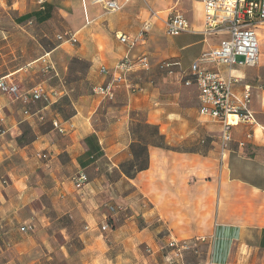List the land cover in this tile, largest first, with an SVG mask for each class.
<instances>
[{
    "label": "crops",
    "instance_id": "0c3cea01",
    "mask_svg": "<svg viewBox=\"0 0 264 264\" xmlns=\"http://www.w3.org/2000/svg\"><path fill=\"white\" fill-rule=\"evenodd\" d=\"M23 1L15 27L0 30L5 58L0 57V78L12 79L22 92L40 85L56 95L49 104H22L0 94V128L6 131L0 138V264H154L158 259L168 264L162 250L170 240L208 247L199 264H264V79L247 82L243 73L250 67L200 65L239 78L237 93L249 89L256 123L232 128L230 144L243 141L247 132L252 138L243 149L229 144L221 166L210 154L169 146L190 140L187 87L196 91L200 116L198 89L183 85L185 74L224 38L203 34L201 3L193 4L198 15L192 24L181 0H153L165 2L160 10L143 0L146 8L139 11L133 8L138 0H132L116 12L93 0ZM172 13L182 14L189 25L185 33L198 38L184 45L197 46L189 56L165 33L164 20ZM148 22L144 40L137 39ZM63 28L75 35L76 45L56 39ZM120 36L137 40L130 48ZM256 37L264 77V33ZM14 50L23 53L19 67L11 65ZM141 55L149 69L125 75L113 100L93 93L109 81L119 61ZM165 61L180 68L160 72L157 66ZM102 68L108 74L101 75ZM79 81L91 92H82ZM56 122L64 133L53 129ZM137 123L155 128L166 143L147 146L146 168L126 171L124 164L136 158L131 126ZM80 173L87 178L82 185L73 181ZM105 222L106 232L100 228ZM27 226L32 230H19Z\"/></svg>",
    "mask_w": 264,
    "mask_h": 264
},
{
    "label": "built area",
    "instance_id": "2783aa9c",
    "mask_svg": "<svg viewBox=\"0 0 264 264\" xmlns=\"http://www.w3.org/2000/svg\"><path fill=\"white\" fill-rule=\"evenodd\" d=\"M203 6V34L205 36L219 35L224 38L220 40L218 45L212 48L208 53L202 54L196 62L189 67V72L185 75L189 77L183 78V85H196L198 89L197 100L199 103L198 113L200 116L209 117L220 125L219 136V159L224 160L229 152V144L232 140L231 129L239 125L252 126L255 125V116L250 109L251 94L248 88L240 93L235 91V87L240 84V79L228 75L223 77L216 71H206L200 68L202 64H216L223 66L229 70L236 67H254L258 63V40L254 33V29L264 24V0H199ZM132 2V0H122L121 3L113 0H93V4L101 6L107 11H120L123 5ZM43 0H39L42 4ZM156 17V14H154ZM165 22V33L169 37H177L181 33H185L189 29L188 22L182 14L172 13L167 16ZM151 28V23H145L143 28L137 35V39L144 40V36ZM56 39L61 43H77L75 35L71 32H64L57 35ZM122 44L128 45L130 48L136 42L127 39L125 36L119 37ZM241 57L242 61L237 62L236 58ZM44 64L43 70L48 71L51 67L47 63L44 56L42 59ZM157 68L167 74L173 73V68H180L178 62L165 61L157 66ZM134 69H149V61L147 56L141 55L130 61L127 57L118 62L115 72L108 82L101 86H95L93 93L100 96L104 100H113L115 90L119 85L125 82V75ZM100 74H108L102 68ZM135 91V88L133 92ZM0 94L9 97L12 100H18L22 104L42 102L49 104L51 96L56 93H49L40 85L32 90L22 92L19 86L10 78H0ZM27 112H25L26 114ZM2 122V120H0ZM53 129L58 133H64V129L53 123ZM6 134V131L0 128V138ZM252 138L251 133L247 132L243 141L237 143L240 149L245 148L246 142ZM37 157L45 158L44 154H38ZM79 185L85 184L87 181L83 173L78 174L73 179ZM107 212L111 215L115 213L113 206L107 207ZM101 230H108V223L105 222ZM22 233L32 230L31 226L21 227ZM203 239L199 240L202 241ZM196 241V240H195ZM198 242V241H196ZM169 249L168 264H184L183 255L191 249V242H176L170 240L167 245Z\"/></svg>",
    "mask_w": 264,
    "mask_h": 264
},
{
    "label": "rangeland",
    "instance_id": "374dc122",
    "mask_svg": "<svg viewBox=\"0 0 264 264\" xmlns=\"http://www.w3.org/2000/svg\"><path fill=\"white\" fill-rule=\"evenodd\" d=\"M23 0H0V30H3L6 26H12L14 22V18L18 13H20L23 10ZM149 1V6L152 7L153 10H160L163 8V5L165 2H154L153 0H148ZM199 3L200 1L197 0ZM195 0H181L180 5L182 6V9L184 10L185 16L190 21L192 24L196 22V18L198 15V11L196 10L195 5H193ZM22 3L21 9L19 10V4ZM133 8L135 11H139L141 8H146V4L144 3L143 0H138L134 5ZM7 14L10 15V20H7ZM15 14V15H14ZM264 25H259L258 28H255L254 32L256 35L263 34L264 30ZM68 30H65V28L60 30V34H63L64 32H67ZM198 38L194 37L192 34L188 33H181L180 36L175 37L174 40L177 44V48H179L180 53L184 54L185 56H189L191 52H196L197 46L193 45L190 48H184V45L187 44H193L196 43V40ZM60 42V41H59ZM72 45H76L77 43ZM1 45V44H0ZM181 48V49H180ZM21 53L18 50L13 51V62L11 65L13 66H21L22 65V59H21ZM0 57L4 58V50H0ZM5 59V58H4ZM237 62L242 61L241 57L236 58ZM2 62H4L2 59L0 60V65H2ZM190 60L186 58L185 60V67L189 65ZM160 72H163L160 70ZM243 76L245 77V80L247 82L253 83L257 85L258 82H263V68L259 66V62L252 68L245 69ZM81 85V91L83 90H88L91 92V89H85L84 83L82 84V81H79ZM196 97V91L193 87H187V94L183 98L184 103L186 107L188 108V111L186 114L189 116V132H190V140H184L183 142L180 143H174L171 142L169 145L172 148H177L179 150L183 149H189L192 152L200 153V154H210L213 157V161L217 159L220 161L219 157L217 156V152H219V135L220 132L218 131V125L216 121H211L205 118H202L200 116H197L196 110H197V101L195 100ZM156 129L151 127H147L143 125L142 123H137L133 126H131V133L134 134V140L136 137V143L133 145L132 152L135 154L137 153L136 151L139 150L143 151L147 148L148 145H158V146H164L166 143L165 140L160 139L156 133ZM233 135V133H232ZM234 142L230 144L232 146V149L237 148L238 146ZM147 150V149H146ZM236 150V149H235ZM239 150V149H238ZM133 154V155H134ZM146 153L143 151V154L140 156L136 157L133 162H126L124 164V170L126 171H133L134 168L133 166H137L139 168L144 159H145ZM220 166L222 165L221 162H219ZM191 242V249L187 250L185 252V257L187 260L192 263V264H199L202 263L204 260H206V253L208 250V247L202 248L200 250L199 243L194 241V240H187ZM207 246V244H206ZM200 251V252H199ZM167 253H169L168 247H165L162 250V255L166 256ZM197 257V258H196ZM198 259V260H197ZM59 264H64L62 261H60ZM154 264H166L164 259H158L155 261Z\"/></svg>",
    "mask_w": 264,
    "mask_h": 264
},
{
    "label": "trees",
    "instance_id": "16d2710c",
    "mask_svg": "<svg viewBox=\"0 0 264 264\" xmlns=\"http://www.w3.org/2000/svg\"><path fill=\"white\" fill-rule=\"evenodd\" d=\"M155 133H156V135L159 137V135H158V132L157 131H155ZM145 153H146V149L145 150H143ZM143 151H140L139 152V150L138 151H136L137 153H135V157H138V156H140L141 154H143ZM148 166V164H147V161H146V158L144 159V161H143V163H142V165L139 167V168H137L136 170H143L144 168H146ZM127 173V172H126ZM128 175H131V174H129V173H127Z\"/></svg>",
    "mask_w": 264,
    "mask_h": 264
}]
</instances>
